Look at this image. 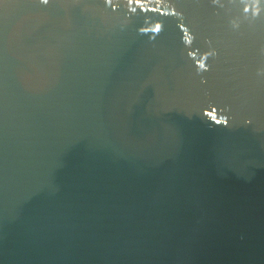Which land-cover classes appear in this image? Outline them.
<instances>
[{
  "label": "water",
  "instance_id": "obj_1",
  "mask_svg": "<svg viewBox=\"0 0 264 264\" xmlns=\"http://www.w3.org/2000/svg\"><path fill=\"white\" fill-rule=\"evenodd\" d=\"M0 264H264V0H0Z\"/></svg>",
  "mask_w": 264,
  "mask_h": 264
}]
</instances>
